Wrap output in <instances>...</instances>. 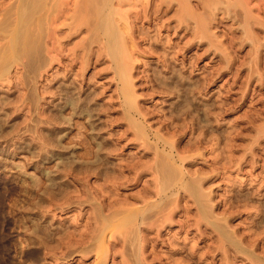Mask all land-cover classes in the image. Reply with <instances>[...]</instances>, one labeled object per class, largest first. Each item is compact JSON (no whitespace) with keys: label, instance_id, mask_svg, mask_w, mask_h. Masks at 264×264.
I'll list each match as a JSON object with an SVG mask.
<instances>
[{"label":"rangeland","instance_id":"obj_1","mask_svg":"<svg viewBox=\"0 0 264 264\" xmlns=\"http://www.w3.org/2000/svg\"><path fill=\"white\" fill-rule=\"evenodd\" d=\"M64 1L69 3L63 5L66 10L72 0ZM188 1L194 8L193 17L189 16L190 6L186 17L185 5L178 8L180 1H176L171 9L163 6L160 12L142 14L132 22L134 42L124 58L131 62L132 81L128 85L133 91L126 97L110 56L99 53L97 43L88 55L76 45L91 34L85 25L72 36L65 32L68 38L62 36L64 33L61 40L58 36L50 53L52 46L43 38V56L34 67L26 53L14 56L11 41L26 0H0V264H96V255L80 251L82 241L70 234L69 238L67 229L74 232L82 226V230L88 222L87 227H91L93 218L88 216L107 200L114 203L127 193L142 194V189L152 185L151 170L136 180L128 165L137 159L151 165L155 151L171 148L187 155L178 163L186 173L191 171L187 180L196 195L175 191V203L169 205H176L175 213L171 224L162 227L160 239L168 234L181 237L180 241L187 237L186 247L182 251L178 245L159 241L156 253L151 254L148 247L146 263L264 264V0ZM154 2L152 6L158 4ZM61 16L63 20L67 17L66 22L61 18L59 22L68 29L72 20ZM26 22L25 27L33 30V24ZM49 54L56 56L53 62ZM84 98L89 101L80 105ZM73 99L81 109L70 104ZM134 123L145 126L141 138H137ZM97 150V157L109 160L107 177L98 173L102 164L93 162ZM88 157L93 161L87 162ZM118 170L126 172L123 179ZM127 178L130 180L125 181ZM109 195L114 197L108 199ZM200 197L207 201L201 202ZM122 256L117 254L114 260L111 255L105 264H118L116 261L125 258Z\"/></svg>","mask_w":264,"mask_h":264},{"label":"bare ground","instance_id":"obj_2","mask_svg":"<svg viewBox=\"0 0 264 264\" xmlns=\"http://www.w3.org/2000/svg\"><path fill=\"white\" fill-rule=\"evenodd\" d=\"M19 1V0H18ZM64 1V0H63ZM61 1V0H26V5L24 7L26 8H22V11L24 10V15L23 18L21 19H16V21L18 20L15 30H14V41L12 39L11 42H13L12 44H14V50H13V55H19L22 53V55L24 56V54H27V58L28 56L31 58H28L29 60H31V64L33 63L32 67H34L37 63H39V61L41 60L40 58L43 56L41 55L40 57V42L41 40H43V38H45L44 40L47 41L48 45L49 43L51 44V48L49 49V53L50 51H53V48L56 47L54 46V41H56L58 43V36H59V40L60 39V35H62V33H64L65 37H69V35L71 34V36L73 34H77L75 33V31H79L80 29H82V27H84L89 31H87V33H91L90 36L84 40H82L79 44H76L77 46H80V48L82 50H84L85 54L88 55V51L92 48L93 43H97L98 47L100 48L99 50H97L99 53H101L103 55L106 54L108 56H110V58L112 59V61L115 62L116 65V73H118L119 79L121 81V83L123 84V94L127 97V95L129 93H132L131 89L129 88L128 83L131 80V62L128 61V58L125 55H128V51L131 50V46L133 43L132 42V38H133V31H132V22L136 19H139L141 17L142 14L144 15H148L149 13L153 14V12L158 11L159 12L161 9H163V6H166V8H170L173 7L174 2L176 3V1H180L178 2V8L179 6L182 7L184 6V8L182 7V9H184L186 11H182V9L180 10V13L184 14L186 17H188L189 15V11L192 10V7L190 6V1L188 0H156L158 2V4L156 5V1L153 2L155 3L154 6H152V0H70V7H67V9L65 10L66 7H63V5L66 6V4L68 3L67 1ZM188 5H186V2ZM212 1V0H211ZM67 2V3H66ZM199 2V4H201L200 1L197 0V3ZM203 2V1H202ZM211 3L210 1H206ZM215 2V1H214ZM218 2V1H216ZM227 2V0H226ZM239 2V1H238ZM248 2V1H247ZM23 3V2H22ZM229 3V2H228ZM234 3V2H233ZM24 4V3H23ZM45 4V7L42 6ZM69 4V3H68ZM67 4V6H69ZM150 4V6H149ZM195 4V3H194ZM221 4V3H220ZM224 4V3H223ZM222 4V6H223ZM241 5V3H239ZM22 5V4H21ZM128 7H127V6ZM208 5V4H206ZM211 5V4H210ZM231 5V4H229ZM228 5V6H229ZM127 8H126V7ZM141 6V7H139ZM190 6V7H187ZM196 6V5H195ZM202 5H200L201 7ZM209 6V5H208ZM213 6V5H212ZM226 6V5H225ZM224 6V7H225ZM23 7V6H22ZM42 7V8H41ZM44 7V9H43ZM197 7V6H196ZM203 7V6H202ZM201 7V8H202ZM242 7V6H241ZM251 7V6H250ZM161 8V9H160ZM177 8V13L179 12ZM188 8L190 10H188ZM216 8V7H215ZM214 8V10H216ZM229 8V7H228ZM238 8V7H237ZM42 9V10H41ZM175 9V8H174ZM204 9V8H203ZM207 9V8H205ZM210 9V8H209ZM219 9V8H218ZM234 9V8H233ZM236 9V8H235ZM42 13H40L41 11ZM167 10V9H166ZM194 10V8H193ZM193 10H192V15L190 14L189 16L193 17ZM221 10V9H220ZM223 10V9H222ZM182 11V12H181ZM197 11V10H196ZM202 11V10H200ZM39 12V13H38ZM165 12V11H164ZM204 12V10H203ZM207 12V11H206ZM211 12V10H210ZM215 12V11H214ZM18 13V12H17ZM23 13V12H22ZM21 13V14H22ZM157 13V12H156ZM196 13V12H195ZM201 13V12H200ZM235 13V12H234ZM243 13V12H242ZM62 14H65L68 16L69 19H71L72 21L68 24V29H66L64 26V24L61 23V20L59 22V18L62 19ZM180 14V15H181ZM225 14V13H224ZM184 15H182V18L184 17ZM198 15V14H195ZM204 15V14H203ZM236 15V14H235ZM238 15V14H237ZM248 15V14H247ZM130 16L133 17V19L131 20ZM177 15H175L176 17ZM202 16V14H201ZM206 16V15H205ZM229 16V15H228ZM17 17V16H16ZM22 17V16H21ZM65 17V16H64ZM71 17V18H70ZM157 17V16H156ZM155 17V18H156ZM159 17V16H158ZM157 17V18H158ZM161 17V16H160ZM159 17V18H160ZM180 17V16H178ZM192 17H189L192 18ZM249 17V16H247ZM246 17V20H247ZM177 18V17H176ZM180 18V20L182 19ZM214 18V17H213ZM67 19V17H66ZM65 19V20H66ZM131 21H130V20ZM186 20V23H190L187 22V18H184ZM183 19V20H184ZM201 19V18H199ZM29 20H31L29 23L32 25L34 29L31 30V26L29 27H25V23L24 22H28ZM63 20V19H62ZM63 20V21H65ZM39 21V22H37ZM137 21V20H136ZM135 21V22H136ZM139 21V20H138ZM164 21V20H163ZM252 21V19H251ZM254 21V20H253ZM26 22V23H27ZM43 22V23H42ZM66 22V21H65ZM185 22V21H184ZM247 22V21H246ZM29 23H27L29 25ZM181 23V21H180ZM39 24V25H38ZM135 24V23H134ZM161 24V23H160ZM183 24V23H182ZM43 25V26H42ZM185 25V24H184ZM192 25V24H191ZM205 24H202V26ZM208 25V24H207ZM177 26V25H176ZM175 26V27H176ZM206 26V25H205ZM204 26V27H205ZM209 26V25H208ZM137 27H139L137 25ZM189 27V24H188ZM191 27V26H190ZM189 27V28H190ZM160 28V27H159ZM195 28V27H194ZM245 28V26H244ZM14 29V28H13ZM12 29V30H13ZM74 29V30H73ZM85 29V31H86ZM142 29V28H141ZM144 29V28H143ZM148 29V28H147ZM156 29V28H155ZM187 29V28H186ZM185 29V30H186ZM197 30L198 27L196 28ZM42 30L44 33H42ZM74 32H73V31ZM152 30V29H151ZM177 30V29H176ZM184 30V29H183ZM81 31V30H80ZM159 31V30H158ZM191 31V30H190ZM193 31V30H192ZM209 31V30H208ZM65 32L67 34V36L65 35ZM135 32V31H134ZM142 32V31H141ZM187 32V30H186ZM202 33V31H200ZM73 33V34H72ZM145 33V31H144ZM148 33V32H147ZM192 33V32H191ZM199 33V32H198ZM206 33V31H205ZM210 33V32H209ZM208 33V34H209ZM204 34V33H203ZM154 35V34H153ZM201 35V34H200ZM199 35V36H200ZM145 36V35H144ZM148 36V34H147ZM203 36V35H202ZM67 37V38H68ZM135 37V36H134ZM141 37V36H138ZM159 37V36H158ZM66 38V39H67ZM145 38V37H144ZM204 38V37H203ZM65 39V40H66ZM154 39V38H153ZM160 39V37H159ZM64 40V39H63ZM136 40V39H135ZM78 41V40H77ZM44 42V41H43ZM60 42V41H59ZM65 42V41H64ZM63 43V42H62ZM11 44V45H12ZM155 44V43H154ZM136 45V44H135ZM54 46V47H53ZM64 46V45H63ZM95 46V45H94ZM45 46H43L44 49ZM137 47V46H136ZM9 48L10 45H9ZM13 48V47H12ZM73 48V47H72ZM79 48V47H78ZM57 49V48H56ZM75 49V48H74ZM73 49V50H74ZM11 51V49H9ZM60 49H58L59 51ZM76 50V49H75ZM92 50V49H91ZM136 50V49H135ZM139 50V49H138ZM56 51V50H55ZM61 51V50H60ZM71 51V49H70ZM69 51V52H70ZM81 51V50H80ZM47 52V53H48ZM131 52V51H130ZM24 53V54H23ZM64 53V52H63ZM79 53V52H78ZM83 53V52H82ZM81 53V54H82ZM83 53L82 57L85 56V54ZM134 53V52H133ZM175 53V52H174ZM46 54V53H45ZM72 54V53H71ZM91 54V53H90ZM89 54V55H90ZM98 54V53H97ZM100 54V56H101ZM132 53H130L131 55ZM20 57H23V56ZM54 55V54H53ZM86 55V56H87ZM99 55V54H98ZM97 55V56H98ZM26 57V55H25ZM89 57V56H88ZM135 57V56H133ZM45 58V57H44ZM49 58L50 61L53 62V60L56 58V56H52L49 54ZM85 58V57H84ZM99 58V56H98ZM103 58V56L101 57ZM19 59V58H18ZM58 59V58H57ZM56 59V60H57ZM60 59V58H59ZM133 59V58H132ZM138 59V58H137ZM76 60V59H74ZM73 60V61H74ZM78 60V59H77ZM79 61V60H78ZM89 61L88 59L86 60V62ZM131 61V58H130ZM29 62V61H28ZM82 62V61H81ZM84 62V63H86ZM129 62V63H128ZM49 63V62H48ZM65 63V62H64ZM88 63V62H87ZM86 63V64H87ZM111 63V61H110ZM42 64V63H41ZM45 64V63H44ZM130 64V65H129ZM3 65V64H2ZM26 65V64H25ZM85 65V64H84ZM83 65V66H84ZM4 66V65H3ZM51 66V65H49ZM27 67V66H26ZM29 67V66H28ZM39 67V66H38ZM85 67V66H84ZM71 68V67H70ZM103 68V67H102ZM27 69V68H26ZM98 69V68H97ZM135 69V68H134ZM80 70V69H79ZM83 70V69H82ZM154 70V69H153ZM4 71V69H3ZM26 71V70H25ZM28 71V70H27ZM100 72V71H99ZM174 72V70H173ZM96 73V72H95ZM1 74V73H0ZM94 74V73H93ZM94 76V75H93ZM177 76V75H176ZM78 77V76H77ZM1 78V77H0ZM35 78V76H34ZM51 78V77H50ZM33 78H31L32 80ZM75 80V79H74ZM163 80V79H162ZM89 81V80H88ZM78 82V81H77ZM118 83V82H117ZM67 85V84H66ZM69 85V83H68ZM195 85V84H194ZM169 86V85H168ZM67 87V86H66ZM196 87V86H195ZM73 88V87H72ZM103 88V87H102ZM169 88V87H168ZM170 89V88H169ZM173 89V86H172ZM47 90V89H46ZM71 91V90H70ZM116 91V90H115ZM178 92V91H176ZM48 93V92H47ZM52 95V94H51ZM56 95V94H55ZM122 95V94H121ZM72 96V95H71ZM74 96V95H73ZM135 96V95H134ZM188 96V95H187ZM118 97V96H117ZM189 97V96H188ZM50 98V97H49ZM80 98V97H79ZM131 98V97H130ZM129 98V99H130ZM134 98V97H133ZM193 98V97H192ZM128 100V98H126ZM132 99V98H131ZM79 100V99H78ZM125 100V98H124ZM77 100H72L70 102V104H74V106L76 107V109H81L80 105L82 104H86L87 101H89L88 99L84 98L81 100L80 105L76 102ZM131 103V100L128 101ZM184 102V101H183ZM196 102V101H195ZM138 103V102H137ZM177 103V102H176ZM174 104V103H173ZM205 104V103H204ZM133 105V104H132ZM131 106V104L129 105ZM135 106V105H134ZM190 106V105H189ZM210 106V105H209ZM58 107V106H57ZM88 107V106H86ZM99 107V106H98ZM194 107V106H193ZM204 107V106H203ZM73 108V107H72ZM131 109V107H129ZM180 108V107H179ZM188 108V107H187ZM52 109V108H51ZM87 109V108H86ZM91 109V108H89ZM205 109V108H204ZM97 110V109H96ZM132 110H137V108L135 109V107H132ZM183 110V109H182ZM181 110V111H182ZM195 110V109H194ZM83 111V109H82ZM91 111V110H90ZM94 111V110H93ZM106 111V110H105ZM142 111V109H141ZM50 112V111H49ZM140 112V111H138ZM143 112V111H142ZM145 112V111H144ZM200 112V111H199ZM92 113V112H91ZM57 114V113H56ZM67 114V113H66ZM53 115V114H52ZM124 115V114H123ZM71 116V115H70ZM107 118V117H106ZM122 118V117H121ZM59 119V118H58ZM77 119V118H76ZM101 119V118H100ZM130 119V118H129ZM6 120V119H5ZM120 120V119H119ZM126 120V119H124ZM79 121V120H78ZM114 121V120H113ZM118 121V119H117ZM150 121V120H149ZM49 122V121H48ZM89 122V121H88ZM210 122V121H208ZM51 123V122H50ZM207 123V122H206ZM65 124V123H64ZM70 124V123H69ZM102 124V123H101ZM100 124V125H101ZM133 124V123H132ZM140 124V123H139ZM138 123H134L135 127L138 129L136 131L137 134V138H141L142 134H144V127L142 128ZM3 125V124H2ZM1 125V126H2ZM99 125V126H100ZM118 125V124H117ZM206 125V124H205ZM152 127V126H151ZM150 127V128H151ZM105 128V127H104ZM210 128V127H209ZM85 130V129H84ZM114 130V129H113ZM1 131V130H0ZM174 131V130H172ZM50 132V131H49ZM81 132V131H80ZM179 132V131H178ZM177 132V133H178ZM124 133V132H123ZM1 134V133H0ZM109 134V133H108ZM118 134V133H117ZM116 134V136H117ZM169 134V133H168ZM82 135V134H81ZM103 135V134H102ZM125 135V134H124ZM145 135V134H144ZM143 135V136H144ZM154 135V134H153ZM199 135V134H198ZM110 136V134H109ZM155 136V135H154ZM6 137V136H5ZM54 137V136H53ZM133 137V136H132ZM195 137V136H194ZM81 138V137H80ZM86 138V137H85ZM172 138V137H171ZM204 138V137H203ZM39 139V138H38ZM158 139V138H157ZM256 140V139H254ZM253 140V141H254ZM188 141V140H187ZM88 142V140H87ZM105 143V141H103ZM102 142V144H103ZM114 142V141H113ZM157 142V141H156ZM167 142V141H166ZM198 142V141H197ZM196 142V143H197ZM107 143V141H106ZM187 143V142H186ZM38 144V143H37ZM87 144V143H86ZM101 144V143H100ZM203 144V143H202ZM59 145V144H58ZM105 145V144H104ZM117 145V144H116ZM145 145V144H144ZM158 145V144H156ZM169 145V144H168ZM196 145V144H195ZM44 146V145H43ZM102 146V145H101ZM100 146V147H101ZM183 146V145H182ZM190 146V145H189ZM197 146V145H196ZM213 146V145H212ZM225 146V145H224ZM76 147V146H75ZM90 147V146H89ZM106 147V145L104 146ZM110 147V145H109ZM120 147V146H119ZM153 147V146H152ZM172 147V146H171ZM181 147V146H180ZM26 148V147H25ZM99 148V147H98ZM97 148V149H98ZM122 148V147H121ZM151 148V147H150ZM189 148V147H187ZM86 149V148H85ZM89 149V148H88ZM102 151V148H99ZM107 152L108 151V148ZM154 149V148H153ZM166 148H163V150H165ZM170 149V148H169ZM181 149V148H180ZM190 149V148H189ZM104 150V149H103ZM110 150V149H109ZM112 150V149H111ZM110 150V151H111ZM117 150V149H116ZM184 150V148L182 149ZM192 150V149H191ZM224 150V149H223ZM81 151V150H80ZM94 151V150H93ZM98 151V150H97ZM95 151V157H97L99 151L97 152ZM140 151V150H139ZM177 151V150H176ZM175 150H173L172 148L170 150L166 149V152H160L159 150L155 151V155H154V162L152 160V164L150 165V162H141L140 160H135L136 162L133 164H129V170L131 171V173L133 172V176L136 180H138L140 177H142V173L145 170H151L150 172L153 175V180H150L152 182V185H149L148 187H146L145 189H142L143 192L142 194L140 193H127V195L125 194L123 196V194L121 196L123 197H119V195H117L115 192V195H117L116 199L118 198V200H114V198H112L114 200V203H108L109 200H107L106 204H102L101 207L92 210V216H88L93 218L94 224L91 225V227H87V223L85 225V227L83 226V228H81L82 230H80L79 228L82 226H78L79 228L74 229V232H71L73 230V228H71L72 230L69 231V229H64L67 232L65 233V231L63 233L65 234H69L70 235H74L75 237L77 236L83 243L82 244V250L83 252H92L96 255V264H105L106 260L113 255L114 256V260H115V256L117 254H120L122 257L125 256V258L123 260L120 261H116V263H120V264H147L146 263V251L148 249L149 246H151L150 248V253H156V245L159 241L165 242V244L171 245L172 247H176V245H178L177 249H182L186 247V240L187 237L184 239V241H180L179 239L181 238H176L175 234H168V236H165L164 238L160 239L164 232V229H162L163 226H167L170 225L172 218L174 216L175 213V209H176V205L175 206H170L172 205V199L173 197L176 195L177 192H175L176 190L178 192H180V190L185 193V194H190V195H196V189H194V186L190 183V181L187 180V175H188V171L187 173L182 169V164H179L178 162L180 161L181 163L185 160V156L187 158V155H183L181 156L179 153V151L176 152ZM228 151V150H227ZM71 152V151H70ZM106 152V153H107ZM118 152V151H117ZM182 152V151H181ZM229 152V151H228ZM92 153V152H90ZM105 153V152H104ZM210 153V152H209ZM230 153V152H229ZM93 154V153H92ZM119 154V153H118ZM228 154V153H227ZM103 155V154H102ZM106 156V154H104ZM113 155V154H112ZM120 155V154H119ZM218 155V154H217ZM225 155V153H224ZM82 156V155H81ZM90 156V155H89ZM109 156V155H108ZM121 156V155H120ZM158 156V157H157ZM204 156V155H203ZM32 157V156H31ZM44 157V156H43ZM66 157V156H65ZM92 157V156H91ZM102 157V156H101ZM119 157V156H118ZM147 157H150L147 156ZM211 157V156H210ZM229 157V155H228ZM106 158V157H105ZM132 158V157H131ZM213 158V157H212ZM225 158V157H224ZM84 159V158H83ZM86 159V158H85ZM121 160L123 158H120ZM118 159V160H120ZM145 159V158H144ZM229 159V158H228ZM108 160V158H107ZM105 161V159L99 158V156L95 159V161L93 160H89L88 157V161H93L94 163H101L102 166L99 167V171L98 173H101V175H105V177H107L106 175L109 173V169L107 168L108 166L107 163H109L108 161ZM128 160V159H127ZM219 160V159H218ZM237 160V159H236ZM242 160V159H241ZM63 161V160H61ZM60 161V162H61ZM73 161V159H72ZM85 161V160H84ZM132 161V160H131ZM143 161V160H142ZM146 161V160H145ZM232 161V160H231ZM238 161V160H237ZM86 162V161H85ZM128 162V161H127ZM227 162V161H226ZM24 163V162H23ZM59 163V162H58ZM90 163V162H89ZM93 163V166H94ZM111 163V162H110ZM114 163V162H113ZM118 163V162H117ZM116 163V164H117ZM125 164V162H123ZM238 163V162H237ZM71 164V163H70ZM243 164V163H242ZM65 165V164H64ZM99 165V164H98ZM97 165V166H98ZM127 165V163H126ZM227 165V164H226ZM232 165V164H231ZM238 165V164H237ZM81 166V165H80ZM85 166L87 167L86 163ZM89 166V165H88ZM110 166V164H109ZM112 166V165H111ZM66 167V166H64ZM95 167V166H94ZM93 167V168H94ZM120 167V166H119ZM185 167V166H184ZM69 168V167H68ZM73 168V167H71ZM75 168V167H74ZM85 168V167H82ZM112 168V167H111ZM110 168V169H111ZM124 168V167H123ZM193 168V167H192ZM79 169V168H78ZM81 169V168H80ZM87 169H91L90 167ZM195 169V168H194ZM199 169V168H198ZM116 170V169H115ZM48 171V170H47ZM51 171V170H50ZM57 171V170H56ZM95 171V170H94ZM119 171V170H118ZM117 171V172H118ZM87 172V171H86ZM137 172V173H136ZM191 172V171H190ZM198 172V171H197ZM25 173V172H24ZM96 173V172H95ZM122 173V171L118 172V174ZM216 173V172H215ZM66 174V173H65ZM117 174V173H116ZM123 175L119 176V178L123 179L122 177L126 174L122 173ZM89 175V174H88ZM91 175V173H90ZM110 175V174H109ZM192 175V174H191ZM50 176V175H49ZM64 176V175H63ZM127 176V175H126ZM130 176V177H129ZM132 175H128L129 178L134 179L131 177ZM150 176V175H149ZM33 177V176H32ZM84 177V176H83ZM101 177V176H100ZM111 177V176H110ZM115 178V176H113ZM195 177V176H194ZM109 178V177H108ZM125 178V177H124ZM190 178V177H189ZM198 178V175H197ZM24 179V178H23ZM84 179V178H83ZM107 179V178H106ZM196 179V178H195ZM194 179V180H195ZM204 179V178H203ZM236 179V178H235ZM40 180V179H39ZM128 181L130 179H125V181ZM147 180V179H146ZM193 180V178H192ZM240 180V179H239ZM30 181V180H29ZM108 181V180H106ZM135 181V180H133ZM238 181V180H237ZM44 182V181H43ZM123 182V181H122ZM121 182V183H122ZM144 182V181H143ZM198 182V180H197ZM250 182V181H249ZM52 183V182H51ZM109 183V182H108ZM134 183V182H133ZM148 183V182H145ZM199 183V182H198ZM196 183V184H198ZM241 183V182H240ZM47 184V183H46ZM56 184V183H55ZM130 184V183H129ZM137 184V183H135ZM149 184V183H148ZM251 184V183H250ZM41 185V184H40ZM51 185V184H50ZM84 185V184H83ZM90 185V184H89ZM100 185V184H99ZM102 185V184H101ZM27 186V185H26ZM60 186V185H59ZM76 186V185H75ZM87 186V185H86ZM104 186V185H103ZM109 186V185H108ZM107 186V187H108ZM122 186V185H121ZM132 186V185H131ZM137 186V185H136ZM145 186V185H144ZM199 185H197L198 187ZM65 187V186H64ZM78 187V186H77ZM101 187V186H100ZM129 187V186H128ZM138 187V186H137ZM95 188V187H94ZM106 188V187H105ZM200 188V186L198 187ZM27 189V188H26ZM34 189V188H33ZM139 189V188H138ZM206 189V188H205ZM50 190V189H49ZM58 190V189H57ZM63 190V189H62ZM71 190V189H70ZM75 190V189H74ZM87 190V189H86ZM118 190V189H117ZM199 190V189H198ZM1 191V190H0ZM106 191V190H105ZM201 189H200V193H201ZM212 191V190H210ZM34 192V191H33ZM53 192V191H52ZM55 192V191H54ZM53 192V193H54ZM72 192V190L70 191ZM77 192V191H76ZM91 192V191H90ZM104 192V191H103ZM109 192H111L109 190ZM204 192V191H203ZM65 193V192H64ZM68 193V192H67ZM85 193V192H84ZM106 193H108L106 191ZM113 193V191H112ZM110 193V194H112ZM66 194V193H65ZM91 194V193H90ZM120 194V193H119ZM11 195V193H10ZM83 195V193H82ZM86 195V194H85ZM94 195V194H93ZM92 195V196H93ZM96 195V194H95ZM101 195V194H100ZM107 195V194H105ZM251 195V194H250ZM63 196V195H62ZM70 196V195H69ZM113 195H109V197H111ZM187 196V195H186ZM202 196V195H200ZM210 196V195H209ZM77 197V196H75ZM94 197V196H93ZM92 197V198H93ZM101 197V196H100ZM114 197V196H113ZM191 197V196H190ZM194 197V196H193ZM197 197V196H196ZM81 198V197H80ZM201 198V197H200ZM203 198V197H202ZM201 198V202L202 200H205L204 198ZM210 198V197H209ZM248 198V197H247ZM28 199V198H27ZM30 199V198H29ZM83 199V198H82ZM88 199V198H87ZM104 199V198H103ZM208 199V198H206ZM32 200V199H31ZM48 200V199H47ZM84 200V199H83ZM212 200V199H211ZM13 201V200H12ZM193 201V200H192ZM207 201V200H205ZM215 202V200H213ZM49 202V201H48ZM57 202V201H56ZM60 202V201H58ZM63 202V201H62ZM198 202V201H197ZM209 202V201H208ZM261 202V201H260ZM17 203V202H16ZM37 203V201H36ZM102 203V202H100ZM139 203V204H138ZM175 202H173L174 204ZM185 203V202H184ZM40 205V203H38ZM43 204V203H42ZM78 204V203H77ZM183 205V204H182ZM204 208L207 206L204 203ZM215 205V204H214ZM19 206V205H18ZM65 206V205H64ZM90 206V205H89ZM209 206V205H208ZM213 206V205H211ZM188 207V206H187ZM203 207V206H202ZM210 208V207H209ZM208 209V208H207ZM189 210V209H188ZM206 210V209H205ZM208 211V210H207ZM206 211V212H207ZM215 211V210H214ZM45 212V211H44ZM51 212V211H50ZM195 212V211H194ZM210 212V211H209ZM91 213V212H90ZM215 213V212H214ZM226 213V212H225ZM47 214V213H46ZM54 214V213H53ZM188 214V212H187ZM208 214V213H206ZM210 214V213H209ZM227 214V213H226ZM229 214V212H228ZM180 215V214H179ZM194 215V214H193ZM196 215V214H195ZM202 215V214H200ZM216 215V214H214ZM81 216V215H80ZM213 217V216H212ZM252 217V216H251ZM72 218V217H71ZM89 218V219H91ZM183 219V218H182ZM200 219V218H199ZM254 219V218H253ZM261 219V218H260ZM40 220V219H39ZM223 220H225L223 218ZM36 221V220H35ZM62 221V220H61ZM72 221V220H71ZM88 221V220H87ZM90 221V220H89ZM190 221V220H189ZM188 221V222H189ZM74 222V221H73ZM222 222V221H221ZM261 222V221H260ZM170 223V224H169ZM186 223V222H185ZM224 223H226V220L224 221ZM223 224V223H221ZM257 224V223H256ZM183 225V224H182ZM192 225V224H191ZM206 225V224H205ZM230 225V224H229ZM68 226V225H67ZM186 226V225H185ZM196 226V225H195ZM207 226V225H206ZM227 226V225H226ZM264 226V225H263ZM34 227V226H33ZM36 227V226H35ZM55 227V226H54ZM70 227V226H69ZM182 227V226H181ZM224 227V226H223ZM232 227V226H231ZM38 228V227H37ZM36 228V229H37ZM79 231H76L78 230ZM225 229V228H224ZM228 229V228H227ZM62 230V228H61ZM226 230V229H225ZM35 231V230H34ZM228 231V230H227ZM233 231V230H232ZM186 232V231H185ZM173 233V231H172ZM228 233V232H227ZM253 233V232H252ZM234 235V233H232ZM230 235V234H229ZM239 234H237L238 236ZM63 236V235H62ZM66 236V235H64ZM251 236V235H250ZM255 236V234H254ZM76 237V240L78 239ZM185 237V236H184ZM67 238V237H66ZM70 238V236H69ZM74 238V237H73ZM57 239V238H56ZM65 239V237H64ZM78 239V240H79ZM72 240V239H70ZM75 240V241H76ZM183 240V239H182ZM240 240V238H239ZM74 241V240H72ZM241 241V240H240ZM66 242V241H65ZM24 243V242H23ZM51 243V242H50ZM79 243V242H77ZM190 243V242H188ZM208 243V242H207ZM245 243V242H244ZM253 243V242H252ZM191 244V243H190ZM197 244V243H196ZM214 244V243H212ZM48 245V244H47ZM79 245V244H78ZM189 245V244H188ZM53 246V245H52ZM67 246V245H66ZM70 246V245H69ZM68 246V247H69ZM77 247V246H76ZM72 248V247H71ZM70 248V249H71ZM79 248V246H78ZM170 248V247H169ZM69 249V250H70ZM171 250V249H170ZM190 250V249H189ZM208 250V249H206ZM50 251H52L50 249ZM72 251V250H71ZM180 251V250H179ZM203 251V250H202ZM210 251H212L210 249ZM220 251H221V247H220ZM70 252V251H69ZM214 252V251H213ZM228 252V251H227ZM61 253V252H60ZM67 253V252H66ZM164 253V252H163ZM190 253V252H189ZM83 254V253H82ZM44 255V254H43ZM71 255V254H70ZM87 255V254H86ZM148 255V254H147ZM160 255V254H159ZM201 255V254H200ZM227 255V254H226ZM229 255V254H228ZM119 256V255H118ZM168 256V255H167ZM198 256V255H197ZM151 258V257H150ZM157 258V257H156ZM175 258V257H174ZM181 258V257H180ZM191 259V258H190ZM155 260V259H154ZM167 260V259H166ZM224 260V259H223ZM227 260V259H226ZM188 261V260H187ZM255 261V260H254ZM262 261V260H261ZM148 262V261H147ZM227 262V261H226ZM253 262V261H252ZM172 263V262H171ZM175 263V262H174ZM179 263V262H178ZM191 263V262H190ZM188 264V263H186ZM225 264V263H224Z\"/></svg>","mask_w":264,"mask_h":264}]
</instances>
